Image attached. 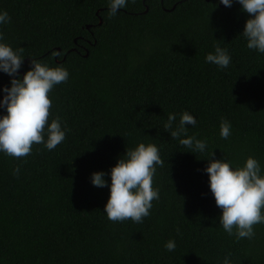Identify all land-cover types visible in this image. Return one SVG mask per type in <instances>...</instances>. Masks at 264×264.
<instances>
[{"label":"trees","instance_id":"trees-1","mask_svg":"<svg viewBox=\"0 0 264 264\" xmlns=\"http://www.w3.org/2000/svg\"><path fill=\"white\" fill-rule=\"evenodd\" d=\"M109 2L0 0L11 17L0 42L24 49L18 78L31 58L69 72L49 94V123L61 118L65 140L21 159L0 152V264H264V224L251 239L228 235L205 171L213 151L234 168L251 156L264 175V53L247 48L251 17L236 0H127L110 18ZM216 45L231 56L227 68L206 62ZM11 79L0 71V98ZM185 111L196 118L187 136L206 141L204 152L164 128ZM139 143L155 144L164 162L153 184L160 198L142 223L112 222L111 169ZM101 171L102 188L91 182Z\"/></svg>","mask_w":264,"mask_h":264},{"label":"clouds","instance_id":"clouds-1","mask_svg":"<svg viewBox=\"0 0 264 264\" xmlns=\"http://www.w3.org/2000/svg\"><path fill=\"white\" fill-rule=\"evenodd\" d=\"M134 3L135 0H132ZM234 0H220L226 7H231ZM242 11L251 18L247 19L243 35L247 39V48L264 53V0H236ZM127 0H110L109 17H114L118 10L126 7ZM11 22L7 11H0V25ZM4 34L0 32V41ZM24 49L14 50L9 44L0 42V71L12 77L10 87H4L5 95L0 100V108H6V115L0 116V152L16 159L31 155L33 145L44 144L47 150H54L66 138V127L62 126L59 116L52 115V99L49 94L56 85L68 81L69 72L63 66L49 67L36 59L30 60L32 67L22 78H18L23 66ZM206 62L221 68H227L231 56L227 49L215 46L214 53L206 56ZM176 120L169 114L164 128L172 138L187 136V124L195 125L196 118L183 112L179 124L173 129ZM231 134V124L223 119L220 135L227 139ZM45 136L47 139L45 140ZM180 144L191 149L192 153L204 152L206 141L187 136L180 139ZM205 171L209 176V187L218 208L222 210L219 222L228 235L251 239L254 227L264 224V175L261 174L259 162L249 156L242 167H232L231 162L223 159H212ZM159 149L155 144L139 143L135 149L127 150L111 169V184L104 179V172L92 174L91 182L96 187L109 186L110 195L104 212L112 222H123L131 219L142 223L150 215L153 201L159 200V188L153 186L156 166H163ZM19 166L13 169L18 175ZM235 230V231H234ZM179 232V229H177ZM168 251H174L176 243L169 240L165 244ZM223 264H232L225 257Z\"/></svg>","mask_w":264,"mask_h":264},{"label":"water","instance_id":"water-1","mask_svg":"<svg viewBox=\"0 0 264 264\" xmlns=\"http://www.w3.org/2000/svg\"><path fill=\"white\" fill-rule=\"evenodd\" d=\"M162 0H160V2H161ZM218 5L221 7V8H224L225 6L222 4V3H220V0H218ZM148 9H147V7H146V9H145V12L144 13H146V11H147ZM97 14V13H96ZM101 24V20L99 19V23H98V25H100ZM86 29L88 30L89 29V27L87 26L86 27ZM59 52V50H57V53ZM87 56V52L84 54V57H86ZM2 98H0V100H1Z\"/></svg>","mask_w":264,"mask_h":264}]
</instances>
